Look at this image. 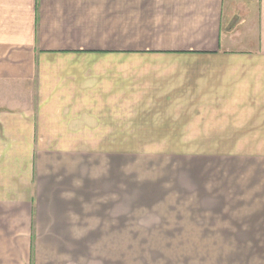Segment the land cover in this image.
<instances>
[{
  "label": "crops",
  "instance_id": "crops-1",
  "mask_svg": "<svg viewBox=\"0 0 264 264\" xmlns=\"http://www.w3.org/2000/svg\"><path fill=\"white\" fill-rule=\"evenodd\" d=\"M127 136L182 138V264H264V0H0V264H127Z\"/></svg>",
  "mask_w": 264,
  "mask_h": 264
},
{
  "label": "rangeland",
  "instance_id": "rangeland-1",
  "mask_svg": "<svg viewBox=\"0 0 264 264\" xmlns=\"http://www.w3.org/2000/svg\"><path fill=\"white\" fill-rule=\"evenodd\" d=\"M132 116L127 113L128 119ZM135 124L127 122V135L180 133L163 129L140 131L142 127ZM181 145L182 138L176 136L125 139L126 153L120 156L125 167L127 230L146 231L126 233L127 264H182L183 259L195 257V251L181 248ZM211 252L206 251L207 261Z\"/></svg>",
  "mask_w": 264,
  "mask_h": 264
}]
</instances>
